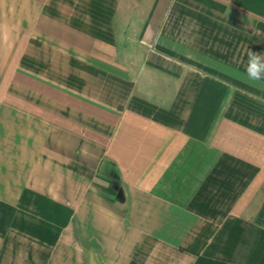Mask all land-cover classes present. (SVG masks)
<instances>
[{
	"label": "crops",
	"instance_id": "1",
	"mask_svg": "<svg viewBox=\"0 0 264 264\" xmlns=\"http://www.w3.org/2000/svg\"><path fill=\"white\" fill-rule=\"evenodd\" d=\"M264 0H0V264H264Z\"/></svg>",
	"mask_w": 264,
	"mask_h": 264
},
{
	"label": "clouds",
	"instance_id": "2",
	"mask_svg": "<svg viewBox=\"0 0 264 264\" xmlns=\"http://www.w3.org/2000/svg\"><path fill=\"white\" fill-rule=\"evenodd\" d=\"M244 74L250 81L264 82V53L248 50Z\"/></svg>",
	"mask_w": 264,
	"mask_h": 264
}]
</instances>
